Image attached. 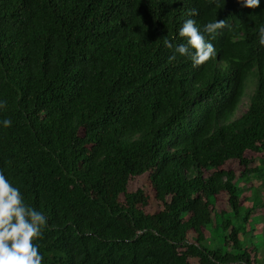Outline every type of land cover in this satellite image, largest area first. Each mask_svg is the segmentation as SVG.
I'll list each match as a JSON object with an SVG mask.
<instances>
[{
  "label": "trees",
  "instance_id": "1",
  "mask_svg": "<svg viewBox=\"0 0 264 264\" xmlns=\"http://www.w3.org/2000/svg\"><path fill=\"white\" fill-rule=\"evenodd\" d=\"M262 25L264 0H0V170L47 218L42 264H264Z\"/></svg>",
  "mask_w": 264,
  "mask_h": 264
},
{
  "label": "clouds",
  "instance_id": "2",
  "mask_svg": "<svg viewBox=\"0 0 264 264\" xmlns=\"http://www.w3.org/2000/svg\"><path fill=\"white\" fill-rule=\"evenodd\" d=\"M238 2L242 7L247 8H256L260 4V0H238ZM217 6L219 7V4ZM198 14L196 9L188 12L189 17ZM227 26L226 20H215L205 25L204 32L214 37L218 30ZM179 36L186 38L187 43L175 47V53L181 56H189L194 67L201 66L215 58L217 53L214 45L206 40L194 19L189 18L184 21L179 30ZM164 43L170 49L174 47L167 39ZM259 43L264 45V25L259 28ZM175 59L176 55L173 54L169 57V62ZM250 92L251 89L246 88V93L249 94ZM248 104L249 98L245 94L237 113L242 107L244 109L240 114L246 111ZM5 106L6 102L0 101V108ZM2 123L4 127H10L12 122L5 119ZM46 223L45 215L27 205L20 189L13 186L3 171L0 170V264H42L43 256L34 240L43 237V229Z\"/></svg>",
  "mask_w": 264,
  "mask_h": 264
},
{
  "label": "rangeland",
  "instance_id": "3",
  "mask_svg": "<svg viewBox=\"0 0 264 264\" xmlns=\"http://www.w3.org/2000/svg\"><path fill=\"white\" fill-rule=\"evenodd\" d=\"M244 107H242L239 111V113H237V116L240 115V113L243 111ZM253 183L256 187L263 189L261 190V194H264V184H263V178H261V176H257L254 177ZM248 193H250V190L247 189ZM263 204H264V199H263ZM261 205L258 208V211L256 213V226L259 228V233L260 235V240L261 242H264V205ZM218 234V233H217ZM216 232H213L212 234V240H214V243H217V237H219V235H217Z\"/></svg>",
  "mask_w": 264,
  "mask_h": 264
}]
</instances>
